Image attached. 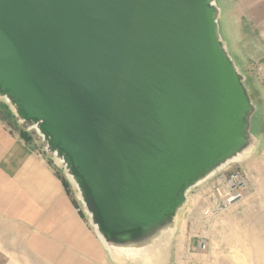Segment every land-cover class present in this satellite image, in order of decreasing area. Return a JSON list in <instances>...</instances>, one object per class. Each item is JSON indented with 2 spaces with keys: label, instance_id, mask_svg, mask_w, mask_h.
<instances>
[{
  "label": "water",
  "instance_id": "water-1",
  "mask_svg": "<svg viewBox=\"0 0 264 264\" xmlns=\"http://www.w3.org/2000/svg\"><path fill=\"white\" fill-rule=\"evenodd\" d=\"M219 15L215 0H0V100L114 263L166 261L188 192L257 147Z\"/></svg>",
  "mask_w": 264,
  "mask_h": 264
},
{
  "label": "rangeland",
  "instance_id": "rangeland-1",
  "mask_svg": "<svg viewBox=\"0 0 264 264\" xmlns=\"http://www.w3.org/2000/svg\"><path fill=\"white\" fill-rule=\"evenodd\" d=\"M215 2L220 9L219 35L244 75V85L249 88L256 105L250 132L257 139H264V101L259 90L260 85H264V0ZM4 105L6 101L0 100L1 116L6 114ZM28 134L31 139H37L34 131ZM36 142L43 146L41 138ZM234 172L247 178L253 186L252 193L219 217H204L203 210L211 203L214 183ZM57 174L77 203L62 170H57ZM167 254L165 264H264L263 148H256L243 162L228 166L221 176L188 192L187 202L178 213Z\"/></svg>",
  "mask_w": 264,
  "mask_h": 264
},
{
  "label": "crops",
  "instance_id": "crops-1",
  "mask_svg": "<svg viewBox=\"0 0 264 264\" xmlns=\"http://www.w3.org/2000/svg\"><path fill=\"white\" fill-rule=\"evenodd\" d=\"M30 132L0 115V264H114Z\"/></svg>",
  "mask_w": 264,
  "mask_h": 264
},
{
  "label": "built area",
  "instance_id": "built-area-1",
  "mask_svg": "<svg viewBox=\"0 0 264 264\" xmlns=\"http://www.w3.org/2000/svg\"><path fill=\"white\" fill-rule=\"evenodd\" d=\"M44 155L46 154L42 152L38 153L39 157H43ZM51 163L55 167L53 162ZM222 173L223 172L217 176H221ZM252 191V184L239 172L231 173L227 175V177H220L212 187L210 195L211 203L203 210V216L209 219L219 217L229 208L245 199L247 195L252 193ZM75 200L77 201L76 198ZM75 210L77 213L84 214L82 205L79 201H77V207ZM84 216L86 217L85 214Z\"/></svg>",
  "mask_w": 264,
  "mask_h": 264
},
{
  "label": "bare ground",
  "instance_id": "bare-ground-1",
  "mask_svg": "<svg viewBox=\"0 0 264 264\" xmlns=\"http://www.w3.org/2000/svg\"><path fill=\"white\" fill-rule=\"evenodd\" d=\"M248 155H249V151H245L242 154L233 158L232 160L226 162V164H224L221 168L226 169L228 166H230L232 164L241 163L246 159V157ZM170 237H171V233H164L162 235V237L160 238L163 241L164 247H165V243L166 242L168 243V240H170ZM164 252H165V250H164ZM164 254L166 255V253H164ZM127 255H129V257L132 260H134V262H136L137 264H165L166 263L165 261H160V258H157L156 262H154L152 258L147 257L146 254H140V252H138V251H130V252H128Z\"/></svg>",
  "mask_w": 264,
  "mask_h": 264
},
{
  "label": "trees",
  "instance_id": "trees-1",
  "mask_svg": "<svg viewBox=\"0 0 264 264\" xmlns=\"http://www.w3.org/2000/svg\"><path fill=\"white\" fill-rule=\"evenodd\" d=\"M3 111L6 113L5 115H4V118L6 117L8 120L9 119H14V117L12 116V114H11V112H10V110L8 109V107L6 106V105H4V107H3ZM66 184V183H65Z\"/></svg>",
  "mask_w": 264,
  "mask_h": 264
}]
</instances>
